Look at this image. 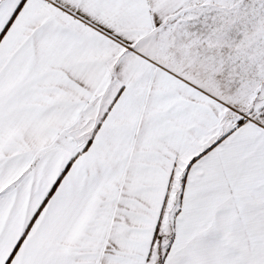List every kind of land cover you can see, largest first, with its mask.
Returning <instances> with one entry per match:
<instances>
[{"label": "snow or ice", "instance_id": "1", "mask_svg": "<svg viewBox=\"0 0 264 264\" xmlns=\"http://www.w3.org/2000/svg\"><path fill=\"white\" fill-rule=\"evenodd\" d=\"M0 264H264V0H0Z\"/></svg>", "mask_w": 264, "mask_h": 264}]
</instances>
